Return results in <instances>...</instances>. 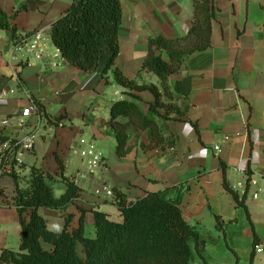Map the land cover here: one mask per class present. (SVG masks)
<instances>
[{
    "label": "crops",
    "instance_id": "obj_1",
    "mask_svg": "<svg viewBox=\"0 0 264 264\" xmlns=\"http://www.w3.org/2000/svg\"><path fill=\"white\" fill-rule=\"evenodd\" d=\"M73 1L0 0V11L27 43L36 33L44 39L38 59L27 44L16 50L12 33L0 29V143L35 136L33 151L13 165L19 187L29 189L32 168L57 180L56 197L65 192L61 177L74 180L81 196L67 211L73 216L69 230L79 228L83 209L89 238L95 236V211L122 222L117 194L135 202L149 193H166L170 200L180 199L185 221L205 244L198 255L192 243V264H264V0H212L211 48L188 58L169 79L182 98L178 106L187 109L184 120L161 122L175 147L146 151L148 133L133 129L132 151L122 158L107 124L114 103L129 97L115 83L113 70L140 84L159 85L158 77L143 68L149 41L185 37L193 26V1L121 0L120 54L104 78L110 52L98 71L86 73L66 62L51 40L52 25ZM132 94L147 114L154 96ZM35 102L46 117L23 118ZM89 143L103 157L94 174L75 152ZM16 187L10 175L0 179V258L2 250L21 247L19 213L5 202ZM39 215L51 232L64 230L60 211L42 208Z\"/></svg>",
    "mask_w": 264,
    "mask_h": 264
},
{
    "label": "trees",
    "instance_id": "obj_2",
    "mask_svg": "<svg viewBox=\"0 0 264 264\" xmlns=\"http://www.w3.org/2000/svg\"><path fill=\"white\" fill-rule=\"evenodd\" d=\"M192 1L193 26L185 37L159 36L149 41L143 68L158 77L159 85L140 84L118 69L113 70L120 54V29L124 20L121 0H74L52 25L54 46L66 62L83 72L98 71L105 53L110 52L102 77L113 70L115 83L125 89L129 97L114 103L107 124L109 134L117 141V154L121 158L132 151L129 134L133 129L148 133L150 144L144 146L146 151L175 147V139L165 135L161 122L184 120L187 109L178 106L182 98L173 93L169 79L182 69L188 58L211 48L216 10L212 0ZM10 20L0 11V29L12 33L14 46L24 44L27 38L21 37ZM143 92H150L155 98L147 114L139 105L142 100L132 94ZM35 104L39 114L45 116L40 105ZM7 174L17 187L10 199L5 197V202L19 213L22 240L19 251L2 250L0 264H192V243L198 255L204 251L205 244L196 228L183 217L180 199L170 200L166 193H149L135 202L117 194L122 222L111 221L105 213L95 211V236L89 238L83 209L79 228L69 230L73 216L67 211L78 204L81 196V189L74 180L61 177L65 192L56 197L57 180L39 169L32 168L28 190L19 187L13 165ZM226 188L239 201L238 194L228 185ZM42 208L63 214L66 224L62 232L48 229L39 215ZM218 224L221 228L220 219ZM44 244L51 249H46Z\"/></svg>",
    "mask_w": 264,
    "mask_h": 264
},
{
    "label": "built area",
    "instance_id": "obj_3",
    "mask_svg": "<svg viewBox=\"0 0 264 264\" xmlns=\"http://www.w3.org/2000/svg\"><path fill=\"white\" fill-rule=\"evenodd\" d=\"M43 40L42 34L36 33L29 43L24 42V44L14 46V48L16 50H21L23 46L27 44L29 52L34 54L36 58L40 59L43 54ZM33 113H39L35 103L31 108L24 110L22 115L23 118H28ZM7 123V120L3 122L4 125H7ZM34 146L35 136L27 138L22 143H12L10 141L0 143V179L7 175V172L12 165L21 162L20 157L23 153L33 151ZM75 152L88 160L90 174H94L103 162L102 155L97 151V148L93 143H89L85 145L84 148L75 150ZM255 184L256 182L252 181V185ZM107 195L114 196L111 191H107ZM254 197L256 198V195Z\"/></svg>",
    "mask_w": 264,
    "mask_h": 264
}]
</instances>
